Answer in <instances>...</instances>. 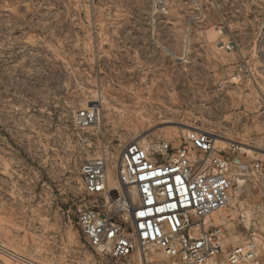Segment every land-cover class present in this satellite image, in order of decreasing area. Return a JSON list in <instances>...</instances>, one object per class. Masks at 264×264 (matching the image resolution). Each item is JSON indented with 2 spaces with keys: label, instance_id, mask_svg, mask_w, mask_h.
Returning a JSON list of instances; mask_svg holds the SVG:
<instances>
[{
  "label": "rangeland",
  "instance_id": "374dc122",
  "mask_svg": "<svg viewBox=\"0 0 264 264\" xmlns=\"http://www.w3.org/2000/svg\"><path fill=\"white\" fill-rule=\"evenodd\" d=\"M191 131L264 161V0H0V264H140L87 245L80 167L105 159L114 198L126 144L176 148ZM234 201L244 221L218 214L224 250L264 244V190Z\"/></svg>",
  "mask_w": 264,
  "mask_h": 264
},
{
  "label": "built area",
  "instance_id": "2783aa9c",
  "mask_svg": "<svg viewBox=\"0 0 264 264\" xmlns=\"http://www.w3.org/2000/svg\"><path fill=\"white\" fill-rule=\"evenodd\" d=\"M97 121V111H84L76 125L82 131ZM216 143L211 134L191 131L176 148L168 142L126 144L115 166L124 190L114 198L107 187V161L82 164L86 201L77 222L87 245L115 261L137 254L140 264H160L151 261L153 252L167 264H262L264 244L251 236L224 250L227 229L210 216L233 206L243 223L234 196L264 190V161L243 163L237 144L219 149Z\"/></svg>",
  "mask_w": 264,
  "mask_h": 264
},
{
  "label": "bare ground",
  "instance_id": "6f19581e",
  "mask_svg": "<svg viewBox=\"0 0 264 264\" xmlns=\"http://www.w3.org/2000/svg\"><path fill=\"white\" fill-rule=\"evenodd\" d=\"M227 141H229V140H227ZM231 143H232V142H226V140H225V142H224V144H231ZM238 147H239V146H238ZM239 149H240L241 151H248V152H252V151L256 150V149H253V148L251 149V148H242V147H239ZM115 178H116V176H115ZM108 186H109V183H108V177H107V187H108ZM113 188H114V190H115L114 195L117 194V193L120 191V189L124 190L123 186H121V185L118 183L117 178H116L115 183H113ZM108 192H109V187H108ZM127 200H128V201L131 200V196H130V195H128ZM221 212H222V211H221ZM221 212H216V213L212 214V215L210 216V220H213L214 223H218V222H220L221 220L219 219L218 214L221 213ZM0 252H2L3 254H9V256H11V254H13V253H11V252L9 251V249H7L5 246H3V245H1V244H0ZM13 256H16V255L14 254ZM16 257H18V256H16ZM16 257H15V258H16ZM21 259H22V258H21ZM22 261H23V260H22ZM28 263H30V262H28Z\"/></svg>",
  "mask_w": 264,
  "mask_h": 264
}]
</instances>
